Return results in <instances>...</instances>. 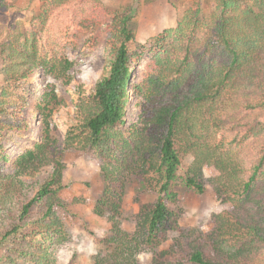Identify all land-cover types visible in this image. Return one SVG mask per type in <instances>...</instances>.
<instances>
[{
    "label": "trees",
    "instance_id": "1",
    "mask_svg": "<svg viewBox=\"0 0 264 264\" xmlns=\"http://www.w3.org/2000/svg\"><path fill=\"white\" fill-rule=\"evenodd\" d=\"M16 1L0 0V11ZM37 1L28 26L8 25L0 34V264H57V248L69 240L58 215L70 208L59 197L72 185L63 180L67 150L100 162L102 189L91 210L108 229L92 264H142L141 253L150 255L147 264H264V134L254 115L264 107V0H216L204 38L195 3L156 38L158 53L134 85L138 119L128 127L137 61L130 14L107 12L100 0ZM98 25L107 40L103 71L91 94L71 95L62 145L49 122L61 100L48 86L33 107L41 136L10 162L3 134H22L28 125L22 85L39 71L68 84V45ZM205 168L213 169L209 180ZM131 177L154 200L129 232L121 201ZM207 182L229 209L214 215L209 231L180 228L178 189L202 195Z\"/></svg>",
    "mask_w": 264,
    "mask_h": 264
},
{
    "label": "rangeland",
    "instance_id": "2",
    "mask_svg": "<svg viewBox=\"0 0 264 264\" xmlns=\"http://www.w3.org/2000/svg\"><path fill=\"white\" fill-rule=\"evenodd\" d=\"M107 12L117 11L130 14L129 28L133 31L134 41L129 48L135 53L137 61L132 71L129 83V100L124 117L125 127L135 123L139 115L141 97L134 93V85L138 84L146 72L147 64L158 53L155 39L164 31L176 28L178 19L193 4L199 5L198 21L201 24L199 36L205 37L206 27L214 11L216 0H100ZM40 5L37 0H17L15 4L0 11V34L8 25L24 29L30 20L39 14ZM107 40L105 25L87 29L78 34L65 52L66 60L72 63L68 71L70 81H56L52 76L39 71L33 80L26 82L23 91L27 98L26 115L28 125L22 134H3L2 144L5 153L12 162L24 149L33 145L34 140L41 136L43 124L41 118L34 111V104L40 100L44 89L51 86L61 100V108L55 112L50 122V128L62 145L66 127L71 123L74 110L71 95L93 92L96 82L103 71L106 58ZM4 82L3 68L0 63V90ZM64 85V86H63ZM133 88V92L131 93ZM257 117L258 131L264 134V107L254 112ZM34 118V119H33ZM192 158H184L183 170L190 164ZM213 169L205 168L203 173L206 180L212 176ZM44 175V173H43ZM63 180L72 182L68 190L60 193V199L70 202L69 212L58 210L62 222L67 227L69 240L57 248V264H92V257L101 248L100 241L108 229L104 216H97L91 210L102 189L100 162L95 154L85 155L82 152L67 150L63 156ZM121 201V215L123 227L131 232L135 228L136 216L143 205L153 202L154 196L142 181L133 177L125 183ZM178 206L182 210L180 228L197 227L206 232L212 228L213 217L229 209V204L219 200L212 186L207 182L206 191L202 195L183 188L178 189ZM142 264H147L150 255L141 253Z\"/></svg>",
    "mask_w": 264,
    "mask_h": 264
}]
</instances>
